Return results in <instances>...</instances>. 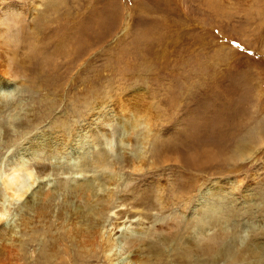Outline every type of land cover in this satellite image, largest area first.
<instances>
[{
  "label": "rangeland",
  "instance_id": "obj_1",
  "mask_svg": "<svg viewBox=\"0 0 264 264\" xmlns=\"http://www.w3.org/2000/svg\"><path fill=\"white\" fill-rule=\"evenodd\" d=\"M1 76L11 84L0 99V161L37 133L112 108L111 121L90 125L96 167L85 174L113 192L106 228L138 231L128 249L136 264H264L252 245L264 244V0H0ZM122 122L132 126L123 136ZM50 172V184L67 176ZM208 185L220 199L195 209ZM58 193L47 217L41 204L28 211L29 229L0 264L106 263L86 238L84 250L68 237L64 219L84 223V202L68 195L65 206Z\"/></svg>",
  "mask_w": 264,
  "mask_h": 264
},
{
  "label": "bare ground",
  "instance_id": "obj_2",
  "mask_svg": "<svg viewBox=\"0 0 264 264\" xmlns=\"http://www.w3.org/2000/svg\"><path fill=\"white\" fill-rule=\"evenodd\" d=\"M5 73L6 71L3 72L2 76H6L7 74ZM2 76L0 77V96H1L0 99L7 98L9 96L8 87H10L11 84V80L9 81V79H4V77ZM111 109L109 110V112H107L106 110L104 111L101 110V108L99 107L98 111L96 110L95 112L89 113V116L82 119L83 121L82 123L78 125H74L73 128H69L68 130L55 129V131L52 132L39 133V134L37 133V135H35L33 138L27 140V142L24 145H21L19 148L15 149L7 159H5L4 161L3 160L0 161V260L3 258L4 254L6 253L9 254V252L14 249L13 237L14 236L17 237L16 234H18L19 231H26V229H29L28 227V225L30 224L29 217L31 214L28 213V211H33V213H38L41 204L42 218L47 217L46 216L47 215L46 205H48L47 202L49 201L50 204V200L52 199V197H55L57 194H59L58 192H61L62 195L66 196L64 201L65 206L67 205L73 207V201L67 200L68 195L72 196V198L82 200L84 202V203L81 202L84 204L81 205L84 208L81 209L80 207H78V209L80 208L82 210L81 212L82 217H85L86 221L84 223H82L83 221L79 223L78 220L73 222L71 220L67 221V219H64L65 224L63 227H65V232L76 245L81 246L84 250L86 246L88 249L89 246L98 248L100 250V254L104 258V261L106 262L105 264H136L137 261H135V257L134 258H132L133 256L129 257L128 249L130 243L136 242L137 237L139 236L137 235L138 231H136V234H133L134 230L127 229L128 226L127 227L123 226L120 230L118 229L120 232L116 236L113 235L114 233H112L111 231L116 229V227H118L119 225H116L115 222L113 223L111 222L110 227L106 228V224H104L105 223L104 221L106 220L108 211L106 212L104 211V209L108 207L109 200L112 197L113 192L108 188L110 186L107 183L108 181L106 182L99 180L96 176V173L95 174L91 173V175L85 174V172H88L87 170H90V168L93 167L94 165L96 167L95 163L93 165V162H90L92 157L90 159V155L88 154V151H90L89 148L90 147L94 148L93 147L95 144L94 141H96L93 140V138H91L90 125L95 124L96 126L97 125L104 126V122L106 120L111 121L113 119L111 116L113 115ZM128 124L130 123L128 122ZM128 124L123 123L118 125V127L120 128V132L123 133L120 134L121 136L128 133V130H132V126ZM132 125L136 127L137 123L136 124L132 123ZM65 131H67V133H65ZM104 138H105L103 141L104 142L103 145H105L104 147L108 149V151H112L114 148L113 139L109 135L108 137H104ZM95 151L97 150L95 149ZM134 153H136L134 154L136 155L135 159L139 160L142 155L141 152L139 153L134 151ZM45 159L48 160H47V166L44 162H42V184L35 185V181H36L35 173L37 171H35L34 169L36 168V165H38V161L41 160L43 161ZM93 160H95V162L97 160V163L101 164L103 162V156L97 157L96 159ZM45 168H48V170L46 169L47 172H44ZM50 170H52L56 174L60 172V174H65L67 176L63 178H58V177L56 178L55 176H53V183L51 182L50 184L48 181H46L48 177L44 178V176L52 175ZM90 171H92V169ZM115 177L117 178L116 175ZM216 189L217 188L212 185H208L205 189H203L200 195L196 199L194 208L196 209L197 206L207 205L208 203H210L208 204V206L213 205L215 202H217L220 199V197H218L219 192H216ZM25 194H28V198H24ZM20 202H22L21 206L18 205ZM13 205L19 207L17 209V213L12 210ZM37 206H39V209L34 211V208ZM58 206L56 205V207ZM78 209L70 212L69 216L77 217L81 215L79 214L80 210ZM59 210L60 209L58 207V211ZM60 213H63V211H60ZM54 216L56 215L54 214ZM65 217L68 216L65 214ZM7 234H9L8 237L6 236ZM83 238H86L87 243H89V246L86 245V243L85 245L84 243H82ZM188 242L190 241L188 240ZM186 243L187 242H185V244ZM252 245L254 248H259L261 251V255L263 256L264 244L255 242ZM249 247L252 248V246ZM46 251L48 250L46 249ZM51 251H54L53 247H51ZM251 251H253V248ZM222 252L226 254V256L227 254H229L228 257L226 258L230 259L231 261H236L237 258L239 257V255L235 254V252H233L231 247L227 246V244H224ZM156 253L158 254V252ZM220 253L221 252L218 251L215 254V257H219ZM257 264L259 263L257 262Z\"/></svg>",
  "mask_w": 264,
  "mask_h": 264
}]
</instances>
